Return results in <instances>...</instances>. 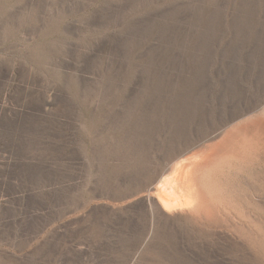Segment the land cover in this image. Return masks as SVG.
<instances>
[{
	"label": "rangeland",
	"instance_id": "rangeland-1",
	"mask_svg": "<svg viewBox=\"0 0 264 264\" xmlns=\"http://www.w3.org/2000/svg\"><path fill=\"white\" fill-rule=\"evenodd\" d=\"M263 121L264 0H0V264H264V146L210 177L232 217L157 202Z\"/></svg>",
	"mask_w": 264,
	"mask_h": 264
},
{
	"label": "bare ground",
	"instance_id": "bare-ground-1",
	"mask_svg": "<svg viewBox=\"0 0 264 264\" xmlns=\"http://www.w3.org/2000/svg\"><path fill=\"white\" fill-rule=\"evenodd\" d=\"M250 130H252V131L248 135V138L246 137L247 134H245V132H243V131H240L238 133L235 132L234 134L227 136L223 143L218 144V145L212 147L210 150L205 151L199 157L186 158L185 160L180 162L179 165L174 166L172 173L167 177V179L165 181L166 185L162 184L157 188L158 189V192H157L158 201L157 202L161 205L163 210L165 212H167V214L168 213H170V214L171 213H181L182 215L185 216V218L189 217V218H192L195 220L205 219L207 221H209V220L212 221L214 218L219 217V215H222V214L223 215H231L230 214L231 211H229L230 208L227 209V207L230 204V200H232V198H234L235 195L231 194V191H229L226 187H224V186L219 187L217 185L218 182L212 181V179L210 177L212 176L213 171H215L216 169H220L221 171H223L226 169V167L227 168L230 167L232 161H238V160L242 161L244 158H247L249 155H250L249 157L252 158V155L254 154V152H256V151L260 152V150H258L259 147H257V146H260V145H262L261 147L264 146V121L259 122V123H255L254 125H250ZM245 139H246L245 142L248 143V145L245 144V146L247 145L249 147L248 150L244 149V143L243 142ZM245 151H248V152H245ZM262 151L264 153V148ZM247 153H248V155H246ZM260 179H262V178H260ZM262 181H264V180H262ZM233 182H235V181H233ZM248 183L250 186L254 185V182L251 180H249ZM237 185H238V183H237ZM235 187H237V186H235ZM236 189H238V188H236ZM248 196H249L248 198L251 197L253 199H255L256 197L260 198L259 200H260L261 205L263 206V210H264V192H262L260 194L251 193V194H248ZM242 197H244V196H242ZM150 199H153V198H150ZM250 201H252V200H250ZM155 205H158V204H155ZM232 206H234V205H232ZM236 206H237V204H236ZM154 209H155V207H154ZM155 210H158V209L156 208ZM237 210L238 211H236V212H238L242 216L243 215L246 216V213H244V211L242 209H241L242 211L239 209H237ZM159 211H160V209H159ZM152 212H154V210ZM246 212L249 214V216H252V214H253L252 211H246ZM258 216H259V214H258ZM258 216H257V218H258ZM231 217H232V215H231ZM235 217H236V215H235ZM254 218H255V216H254ZM183 219H184V217H183ZM241 219H243V218H241ZM224 220H225V217H224ZM245 220L248 221V219H245ZM249 220L251 221V225L255 226L254 225L255 220L250 218V217H249ZM262 222L264 224L263 219H262ZM214 223H215V221H214ZM249 224H250V222H249ZM245 226H247V225H245ZM256 228H258V227L256 226ZM251 237H253V236H251ZM256 243H257V241H256ZM255 246H257V245H255Z\"/></svg>",
	"mask_w": 264,
	"mask_h": 264
}]
</instances>
